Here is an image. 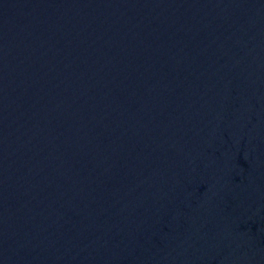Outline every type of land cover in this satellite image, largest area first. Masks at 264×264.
<instances>
[{"label": "water", "instance_id": "obj_1", "mask_svg": "<svg viewBox=\"0 0 264 264\" xmlns=\"http://www.w3.org/2000/svg\"><path fill=\"white\" fill-rule=\"evenodd\" d=\"M0 264H264V0H0Z\"/></svg>", "mask_w": 264, "mask_h": 264}]
</instances>
